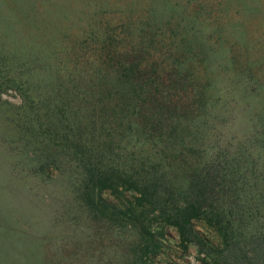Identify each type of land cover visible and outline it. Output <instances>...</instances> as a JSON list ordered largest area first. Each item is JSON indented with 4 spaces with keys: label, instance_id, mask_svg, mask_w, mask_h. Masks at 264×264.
I'll return each instance as SVG.
<instances>
[{
    "label": "trees",
    "instance_id": "trees-1",
    "mask_svg": "<svg viewBox=\"0 0 264 264\" xmlns=\"http://www.w3.org/2000/svg\"><path fill=\"white\" fill-rule=\"evenodd\" d=\"M140 1L94 0L92 16L66 36L63 60L2 45L6 77L83 97L88 124L79 121L77 140L61 139L81 153L69 162L73 193L88 222L127 230L126 264H190L193 250L202 264H264V221L243 187L248 172L264 169L254 158L264 137L250 132L259 100L237 95L238 120L209 125L207 111L233 73L224 63L229 47ZM38 162L48 177L70 167Z\"/></svg>",
    "mask_w": 264,
    "mask_h": 264
},
{
    "label": "rangeland",
    "instance_id": "rangeland-1",
    "mask_svg": "<svg viewBox=\"0 0 264 264\" xmlns=\"http://www.w3.org/2000/svg\"><path fill=\"white\" fill-rule=\"evenodd\" d=\"M93 2L0 0V50L5 45L6 51H28L48 61L66 59L65 38L92 16ZM140 2L157 5L160 15L184 30L223 38L229 47L224 63L233 64V73L207 111L208 124H234L241 108L232 99L242 95L259 100L254 119L260 120L250 132L264 137V0ZM82 99L58 88L8 80L0 61V264H126L127 230L108 221L88 222L73 193L77 174L69 162L81 153L65 149L61 139L65 134L70 140L80 136L79 121L87 113ZM86 131L89 141L91 125ZM46 158L65 159L70 167L48 177L38 171V161ZM254 158L264 162V154ZM248 174L243 187H249L259 208L256 219L264 221V199L258 191L264 190V169ZM202 259L194 250L188 257L190 264H202Z\"/></svg>",
    "mask_w": 264,
    "mask_h": 264
}]
</instances>
